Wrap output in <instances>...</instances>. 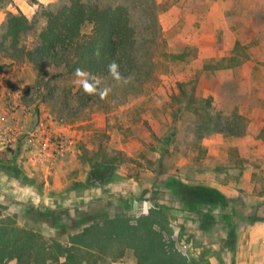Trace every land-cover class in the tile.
<instances>
[{
  "label": "rangeland",
  "instance_id": "374dc122",
  "mask_svg": "<svg viewBox=\"0 0 264 264\" xmlns=\"http://www.w3.org/2000/svg\"><path fill=\"white\" fill-rule=\"evenodd\" d=\"M11 2L0 0L3 5ZM156 2L165 39L159 51L179 57L164 60L168 68L160 69L152 92L126 94L128 85L108 80H96L91 87L83 75L13 63L0 52V134H4L0 148L15 150L16 162L36 184L43 185L47 192L43 201L53 208L66 187L85 179L91 162L103 154L122 153L119 171L138 173L141 180L131 182L134 188L129 185L102 194L104 201L90 211L104 210L111 221L126 217L132 225L147 215L153 220L150 194L141 193L145 187H158V202L172 208L170 212L181 223H189L185 234L195 235L194 248L181 244L179 228L156 216L154 228L165 250L160 264H241L264 258V247L258 249L264 239V206L260 214L257 209L250 217L241 210L246 204L254 209L255 195L264 194V0ZM166 3L169 7L162 10ZM3 32L4 23L0 40ZM33 41L27 38V46ZM178 83L184 84L189 97H195L192 104L197 107L210 97L212 120L235 126L241 135L210 133L200 138L196 126L200 120L182 108L187 101L180 96ZM89 90L94 91L93 97ZM18 119L19 131L12 135ZM169 134L171 140L164 144ZM163 146L168 174L155 179V161ZM215 166L222 183L217 189L230 205L211 210L218 221L207 220L205 234L196 232L198 214L181 211L180 197L163 192L160 186L171 176L197 183L196 177L208 175L206 170L212 172ZM72 202L68 200L64 207ZM29 207L27 201L16 204L0 191V219L8 217L24 227ZM62 215L64 220L74 218L72 209ZM36 229L44 239L53 236L47 225ZM227 237L234 251L227 248ZM101 252L98 248L89 263L139 264L130 242L114 241L106 253Z\"/></svg>",
  "mask_w": 264,
  "mask_h": 264
},
{
  "label": "trees",
  "instance_id": "16d2710c",
  "mask_svg": "<svg viewBox=\"0 0 264 264\" xmlns=\"http://www.w3.org/2000/svg\"><path fill=\"white\" fill-rule=\"evenodd\" d=\"M30 2L38 4L37 0ZM159 7L156 0H57L53 4L39 5L32 20L16 8L15 12L6 14L0 52L13 63L28 62L44 71L47 68L62 69L67 75H83L91 87L96 86V80H108L110 83L128 85L130 89L126 94L136 96L144 91L152 92L159 82L160 69L168 68L164 60L170 56L179 57L159 51V47L165 44L159 23ZM168 7L166 3L162 10ZM29 37L34 41L27 46ZM178 88L180 96L186 97L187 101L182 108L191 110L200 120L196 125L200 138L210 133L241 135L242 132L235 126L218 119L212 120L208 111L210 97L205 99L204 105L197 107L192 104L196 101L195 97L188 96L184 84L178 83ZM88 95L93 97L95 93L89 90ZM171 137L172 134H169L164 144ZM164 148L159 151V158L155 161V179L168 174V169L164 167ZM15 155V150L10 146L0 150V173L9 175L23 186H33L38 194L44 196L47 192L43 185L36 184L35 179L24 173ZM122 156L120 152L103 154L90 163L85 179L74 181L62 194L80 197L91 188H103L116 180L140 181L138 173L124 174L119 171ZM160 188L163 192L175 193L180 197L182 211L198 214L196 232L201 230L207 234V220L218 221V216L211 210L230 205V200L219 189L201 182H184L171 176ZM158 190V187L143 189L141 195L150 194L148 200L155 208L152 210L155 216L153 220L151 215L140 217L136 225L121 216L111 221L112 218L104 210L90 211L95 204L104 201L102 196L70 207L56 208L28 201L30 207L24 216L26 226L21 227L7 220L8 217L0 219V264L12 260L16 264H90L89 258L96 257L94 252L98 248L101 253H106L114 241L125 242L126 245L130 242L139 264H160L165 250L154 228L156 216L178 227L180 243L194 248L195 235L191 232L185 234L188 227L170 212L172 208L158 202ZM70 209L74 218L64 220L62 214ZM250 219L254 220L253 217ZM38 225L50 227L53 236L44 239L37 232ZM185 235L186 239H182ZM229 240L227 237V248L234 251ZM200 264L205 263L201 261Z\"/></svg>",
  "mask_w": 264,
  "mask_h": 264
},
{
  "label": "crops",
  "instance_id": "0c3cea01",
  "mask_svg": "<svg viewBox=\"0 0 264 264\" xmlns=\"http://www.w3.org/2000/svg\"><path fill=\"white\" fill-rule=\"evenodd\" d=\"M38 4L32 3L29 0H12V2L9 5L6 4H2L0 3V25H2L5 21V17L6 14L9 11H13L16 10V8H18L20 11H22V13L24 15L27 16V18H29L30 20L34 19L36 17V14L38 12L39 9V5H49V4H53L55 3L57 0H37ZM215 56V55H212ZM234 69H237L238 66H234ZM229 68V67H228ZM14 128L15 130H12V135H15V131H19V126H20V119H18L17 123H14ZM3 134V132H2ZM4 135V134H3ZM3 135L0 134V137H4ZM5 148H0V150H3ZM212 172H209L208 170H206L208 172V175H204V176H198L196 177L197 181L199 182H203L204 184L208 185V186H212V187H216V188H220L222 186V183L219 182L218 177H217V173L216 171H218V169H216V166L214 168H211ZM210 174L212 175L210 177ZM114 182V183H113ZM109 184H106L103 188H97V189H92V190H88L86 192L83 193L82 196L77 197L76 195H72V194H61L60 197H58V201L59 204H54L53 206H58V207H64L66 202L68 200H71V204L70 205H66L68 206H73L75 204H79L81 202H86L87 200L94 198V197H99L102 194L106 193H116L118 192V190H121L124 186H129L131 185V187H133L134 185L132 184L133 181L131 180H117V181H113ZM132 182V183H131ZM134 188V187H133ZM244 190L245 187H243ZM0 191L2 192L3 196H7L10 199L13 200H17L19 202H23V201H32V202H41L43 204H47L49 206H51L48 202H45L43 200H45V196H41L40 194H38V192L36 191V189L33 186H23L21 185L18 181H16L15 179H13L12 177H10L9 175H6L4 173H0ZM69 195V196H68ZM257 195V194H256ZM255 195V200H257L256 202V207L254 209H252V207H249L246 204V200L245 198H243V202H245V206H243L241 208V210H243V213L246 217H250V213L255 214L254 211L258 212L257 214H260L261 208L264 206V194L262 195ZM71 197V198H70ZM248 197L250 198V195H248ZM259 199L263 200L259 202ZM43 201V202H42ZM259 202V203H258ZM182 211V210H181ZM145 213V212H142ZM263 219V218H262ZM264 220H261V222H263ZM183 224L185 226H190L189 223H185L183 222ZM195 227V225H194ZM259 247L260 250L262 249V247H264V239L259 242ZM16 262V261H14ZM227 264V261L226 263ZM241 264H264V258H255L254 260H245L244 262L242 261Z\"/></svg>",
  "mask_w": 264,
  "mask_h": 264
},
{
  "label": "clouds",
  "instance_id": "9594fccd",
  "mask_svg": "<svg viewBox=\"0 0 264 264\" xmlns=\"http://www.w3.org/2000/svg\"><path fill=\"white\" fill-rule=\"evenodd\" d=\"M87 90V89H86Z\"/></svg>",
  "mask_w": 264,
  "mask_h": 264
}]
</instances>
